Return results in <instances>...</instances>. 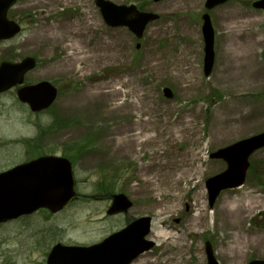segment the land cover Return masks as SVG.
Masks as SVG:
<instances>
[{
	"label": "rangeland",
	"instance_id": "1",
	"mask_svg": "<svg viewBox=\"0 0 264 264\" xmlns=\"http://www.w3.org/2000/svg\"><path fill=\"white\" fill-rule=\"evenodd\" d=\"M94 1L15 3L19 55L38 61L27 77L52 80L58 95L49 119L0 103V142H15L0 145V170L15 163L13 151L22 143L40 141L54 151L63 142L77 195L62 212L0 225V264H45L57 242L100 241L124 226L119 218L104 219L115 193L132 201L129 215L153 221L147 238L154 246L131 264L166 258L206 264V241L219 264L264 260V148L251 156L244 184L220 193L212 207L205 189L206 179L225 169L209 153L264 131V12L252 9V0L211 10L205 0H109L158 15L136 39L126 27L106 26ZM204 13L214 28L209 76L203 74ZM164 87L172 90L170 99ZM134 134L143 143L131 148L125 140ZM251 200L257 206L243 208ZM235 202L241 210H226ZM160 230L168 236L159 237Z\"/></svg>",
	"mask_w": 264,
	"mask_h": 264
},
{
	"label": "water",
	"instance_id": "2",
	"mask_svg": "<svg viewBox=\"0 0 264 264\" xmlns=\"http://www.w3.org/2000/svg\"><path fill=\"white\" fill-rule=\"evenodd\" d=\"M14 1L0 0V39L9 38L19 31L18 25L6 19V11ZM226 1L206 0L205 7L211 9ZM95 4L108 26H126L137 37H141L145 26L157 18L153 13L138 11L133 5H116L107 0H95ZM253 6L264 9V0L254 2ZM202 19L204 75L207 76L213 65V29L207 14ZM33 66L32 58H26L19 64H1L0 91L15 82H21L23 73ZM163 93L166 97H171L169 89H164ZM55 94L53 87L42 82L21 90L19 98L27 102L32 110H38L47 107ZM263 147L264 132L218 149L210 155L211 158L222 159L226 163L223 172L206 181L210 206L222 190L243 184L249 156ZM72 196L73 180L67 161L55 158L35 160L0 174V222L29 214L41 207L55 211ZM131 205L125 195L115 194L108 213L126 212ZM149 227L150 218L142 217L96 245L68 247L57 244L49 252L46 264H129L138 254L153 245V242L144 239ZM205 254L207 264H219L209 242L205 243ZM247 264H264V260H252Z\"/></svg>",
	"mask_w": 264,
	"mask_h": 264
},
{
	"label": "flooded vegetation",
	"instance_id": "3",
	"mask_svg": "<svg viewBox=\"0 0 264 264\" xmlns=\"http://www.w3.org/2000/svg\"><path fill=\"white\" fill-rule=\"evenodd\" d=\"M252 1H254V0H252ZM16 2L17 1H15V3ZM15 3L7 10V18L9 20H11V21H13V22H15V23L20 25L19 8H18V5H16ZM19 34L20 33H17L15 36H13L11 38H8L6 40H0V49L2 50V52L0 51V55H2V56H0V64L2 62H7V63H11V64L18 63L23 58L26 57V56L20 57V55H19L20 45H17V43H16L17 42L16 39H18ZM27 56H31V55H27ZM31 57L35 60V67H34V69H35L36 66L38 65L37 64L38 61H37L36 57H34V56H31ZM33 70L28 71V72H26L24 74L23 82H22L21 85L20 84H15V85H12L11 87H9V88H7V89H5V90L0 92V101L2 99H6L7 101L9 100L8 102H10L9 103L10 106L8 105V102H0V103H1V105L3 107V109H5L7 111L10 108H13L16 105L17 107H21L22 109L26 110L27 115H29V116H31L33 118H35V117H43V118H48L49 119L50 118L49 117L50 116L49 115V111L53 107L55 101L46 109H42V110H39V111H32L28 104L21 102L19 100V98H18V92H19V90L21 88L27 87V86L36 85L39 82L44 81V80L49 82L50 84H52L53 86L56 87L55 83H53L52 80H48V79H38V80L29 79L27 77V75L29 73H31ZM57 95H58V89H57ZM56 99H57V96H56L55 100ZM31 126L35 127L37 129V131L38 130L42 131L41 127L38 126L35 122H32ZM0 145H1L2 148H6V147L8 148L10 145H12L11 147H14L15 146V142H7V141H5V139H2L1 142H0ZM57 145H58V147H56L55 150L52 151L50 147L44 146V144L41 143L40 141H35V142H31V143H24V144L22 143V145L20 147L19 146L16 147L14 149V151H13V152L16 153V155L14 156L15 163L13 165H11L10 167L1 169L0 171H5V170L10 169L12 167L21 166L23 164L29 163V162L34 161V160H38V159L43 158V157H57V158H62V159L69 160V158L67 156V151H68L67 145L65 143H63V142L58 143ZM77 149L81 150L80 153H82V151L85 150L84 147H79ZM69 161L72 163L71 160H69ZM76 195L77 194H76V191H75V196L70 200V202L73 199H75ZM69 203H67L65 206H63L57 212H51L49 209L42 208V209L37 210L36 212H33V214L37 213V212H40V211L46 212V213H51V214H56V213L62 212L63 209L66 208V206ZM108 210H109V207L105 211L104 219H111V218H114V217L119 218L124 223V226H122V227H120L118 229L112 230V232H110L107 236H109V235H111V234H113L115 232H118L119 230L123 229L127 224H129L132 220L138 218V217H132L131 215H129L128 211L127 212H120V213H117V214H110V213H108ZM33 214L18 217L15 221L18 222L19 220L24 219L26 217H29V216H31Z\"/></svg>",
	"mask_w": 264,
	"mask_h": 264
},
{
	"label": "bare ground",
	"instance_id": "4",
	"mask_svg": "<svg viewBox=\"0 0 264 264\" xmlns=\"http://www.w3.org/2000/svg\"><path fill=\"white\" fill-rule=\"evenodd\" d=\"M55 1V0H54ZM57 1V0H56ZM77 33H81V31L80 30H77ZM126 108L127 109H129L130 108V104H127L126 105ZM186 123H188V121L186 122ZM140 123L139 122H136V123H134V125H139ZM125 141H127V145H129V147H131L132 148V146L134 147V146H136V145H140V144H142L143 142V140H140V137H139V135L138 134H134V135H131L128 139H126ZM146 141V140H145ZM256 202H253L252 200L251 201H249V202H247L246 204H244L243 205V208H246V209H248V210H252V209H254V207L255 206H257V204H255ZM196 205H198V204H196ZM235 207H236V209H238V210H241L242 209V206H241V204H239V203H236L235 202V206L234 207H232V208H230V207H226V210L228 209V210H232V211H235ZM200 210V213L203 211L201 208L199 209ZM200 213H199V215H200ZM197 220H199V219H197ZM152 223H153V221H152ZM151 223V224H152ZM196 223V225H198L199 223L194 219L193 220V224H195ZM153 225V224H152ZM168 234L169 233H167L165 230H160V232H159V237H163V236H168ZM175 239H177L180 243H183V242H185V237L183 236V235H178ZM183 247V246H182ZM188 247H190V244H188ZM169 252H171L170 250H169ZM236 255H238L237 254V252H235V256ZM165 264H171V260L169 259V258H166V261H165Z\"/></svg>",
	"mask_w": 264,
	"mask_h": 264
}]
</instances>
